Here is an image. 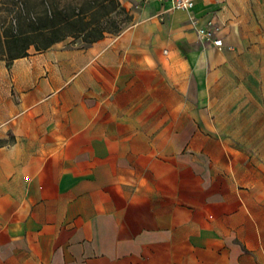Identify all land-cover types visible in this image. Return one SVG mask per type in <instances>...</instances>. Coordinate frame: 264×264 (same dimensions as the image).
Masks as SVG:
<instances>
[{
	"label": "crops",
	"instance_id": "0c3cea01",
	"mask_svg": "<svg viewBox=\"0 0 264 264\" xmlns=\"http://www.w3.org/2000/svg\"><path fill=\"white\" fill-rule=\"evenodd\" d=\"M119 1L117 34L0 58V264H264L256 167L175 44L193 17L230 49L250 0Z\"/></svg>",
	"mask_w": 264,
	"mask_h": 264
},
{
	"label": "rangeland",
	"instance_id": "374dc122",
	"mask_svg": "<svg viewBox=\"0 0 264 264\" xmlns=\"http://www.w3.org/2000/svg\"><path fill=\"white\" fill-rule=\"evenodd\" d=\"M23 1L34 12L43 8L41 0ZM15 2L0 0V32L6 29L7 19L15 13ZM159 19L164 24V18ZM212 26L215 28L213 23ZM168 35L172 38L174 33L168 32ZM217 37L223 42L221 48L201 40L188 27L175 44L180 49L189 46L202 50L201 60L206 66L202 76L204 90L210 95L211 121L224 138L232 140L248 156L264 187V0H250L247 33L234 37L230 49L223 37Z\"/></svg>",
	"mask_w": 264,
	"mask_h": 264
},
{
	"label": "trees",
	"instance_id": "16d2710c",
	"mask_svg": "<svg viewBox=\"0 0 264 264\" xmlns=\"http://www.w3.org/2000/svg\"><path fill=\"white\" fill-rule=\"evenodd\" d=\"M42 10L28 9L16 0L15 13L0 32V58L13 60L28 49L47 50L68 37L92 43L105 34H117L131 16L119 0H41Z\"/></svg>",
	"mask_w": 264,
	"mask_h": 264
},
{
	"label": "built area",
	"instance_id": "2783aa9c",
	"mask_svg": "<svg viewBox=\"0 0 264 264\" xmlns=\"http://www.w3.org/2000/svg\"><path fill=\"white\" fill-rule=\"evenodd\" d=\"M144 3H147L151 0H141ZM158 2H165L168 4V11L172 10H181L187 13H191L194 6L195 0H155ZM191 23L196 25V33L198 37L203 41H210L214 47L221 48L223 47V42L219 39L218 36V28H214L212 23L207 22L204 25L197 26V21L191 17Z\"/></svg>",
	"mask_w": 264,
	"mask_h": 264
}]
</instances>
